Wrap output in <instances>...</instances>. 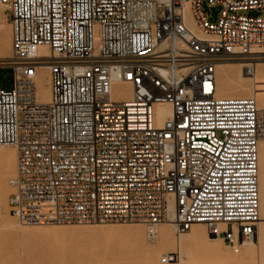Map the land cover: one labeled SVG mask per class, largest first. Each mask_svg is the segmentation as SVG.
<instances>
[{
    "label": "built area",
    "instance_id": "1",
    "mask_svg": "<svg viewBox=\"0 0 264 264\" xmlns=\"http://www.w3.org/2000/svg\"><path fill=\"white\" fill-rule=\"evenodd\" d=\"M207 2L214 20L203 0H0L12 29L11 56L0 59L13 81L0 83V145L18 149L14 218L142 222L150 241L162 223H205L237 253L254 239L264 108L255 96H219L217 67L256 70L264 16L246 12L264 0ZM42 45L50 56L38 55ZM115 83L132 95L116 99Z\"/></svg>",
    "mask_w": 264,
    "mask_h": 264
},
{
    "label": "rangeland",
    "instance_id": "2",
    "mask_svg": "<svg viewBox=\"0 0 264 264\" xmlns=\"http://www.w3.org/2000/svg\"><path fill=\"white\" fill-rule=\"evenodd\" d=\"M203 7L209 19L214 20L207 0H203ZM246 14L264 16V9L251 10ZM9 39L12 42L11 26L5 7L0 4V59L11 56L12 48L5 55L2 53ZM261 66L264 67V58L257 60L256 69ZM240 70L246 79L251 80L248 77L253 75L247 74L243 67ZM217 80L220 86V76ZM0 83L6 89L12 88L10 69H0ZM233 96L237 97H224ZM251 96H255L254 93ZM12 174L0 176V264H147L145 256L158 246L161 228L170 227L169 223L161 224L157 238L150 241L146 236V226L139 222L22 224L9 213L8 198L13 191L9 180L13 178ZM128 227L143 228L142 242L134 241L131 237L116 236L115 231ZM195 227H191V232ZM257 228L255 237L259 234L260 243L246 245L237 253L231 247L224 246L226 242L221 238L216 242L210 241L207 225H202V231L196 233L192 242L186 245L177 240L180 233L176 228L170 227L174 243L170 249L155 255V264H264V220ZM170 252H177L178 258L162 262V258Z\"/></svg>",
    "mask_w": 264,
    "mask_h": 264
},
{
    "label": "bare ground",
    "instance_id": "3",
    "mask_svg": "<svg viewBox=\"0 0 264 264\" xmlns=\"http://www.w3.org/2000/svg\"><path fill=\"white\" fill-rule=\"evenodd\" d=\"M191 26L198 34L202 35V33L199 31L197 27L194 26V24H192ZM11 37H12V29H11ZM11 48H12V42H11V39H9V43L7 47H5L2 52L3 55H5L9 50H11ZM37 53L38 55H42V56L43 55L50 56L51 54L49 47L45 45L39 46ZM242 67L243 65L240 62H226V63H221L218 65L217 77L220 76V86H218V95L223 96V97L230 96V95H237V97H246V96L248 97V96H251V93H254V95L256 96L258 100V104L260 108H264V67L261 66L257 68L253 73H251L250 75H253V76L248 77V78H251V80L246 79L247 77H245L242 73H240L242 71L240 70ZM236 73H238V75ZM36 81H37V90H38L39 100L43 103L49 102L51 99V85H50V76H49L48 66H43L40 69ZM131 95H132V89L129 86V84H123V83L114 84L113 96L116 99H126V98H129ZM156 107L160 114L162 112H165L167 115L171 114V108L169 105H157ZM0 146H1L0 147V176L1 178L8 176L10 173H13L12 174L13 178L17 177L18 175L17 173V157H18L17 147L15 145H10V144H3ZM259 155H260L259 156V161H260V221L258 222L257 227L264 220V166H263L264 140L261 141L260 143ZM11 179L9 180V186L13 190V187L11 185ZM9 213H10V208H9ZM132 223H135V222H132ZM139 223H142V222H139ZM166 223H169L170 227L176 228L173 222L170 221ZM22 224H38V223H22ZM193 225H196V227L191 232V227ZM193 225L188 229L190 231H187V230L178 231L176 228V230L180 233L177 240H179L182 243H185V245L191 243L196 233L202 231V225H206V224L205 223H195ZM170 227L164 226L161 228V235L158 241V246L155 249L148 252L145 256V261L147 264H155V259H154L155 255L158 254L162 250L168 249L174 243L171 237ZM183 232H186V233L182 234ZM115 234L116 236H121V237H131L134 239V241L136 240V241L142 242L144 230L141 227H128V228H122V229L115 231ZM146 236H147V230H146ZM157 236H158V233H157ZM220 238L221 237H217L215 235L210 234V232L208 234V239L210 241L216 242ZM256 243H260L259 234H257V236L252 241H250V243L247 244V246L255 245ZM223 245L228 246L227 243ZM172 254H174L175 256L171 257L169 260L175 261L178 258L177 252H170V254L168 255L171 256Z\"/></svg>",
    "mask_w": 264,
    "mask_h": 264
},
{
    "label": "water",
    "instance_id": "4",
    "mask_svg": "<svg viewBox=\"0 0 264 264\" xmlns=\"http://www.w3.org/2000/svg\"><path fill=\"white\" fill-rule=\"evenodd\" d=\"M216 14H217V12L215 11V12H214V16H216Z\"/></svg>",
    "mask_w": 264,
    "mask_h": 264
}]
</instances>
